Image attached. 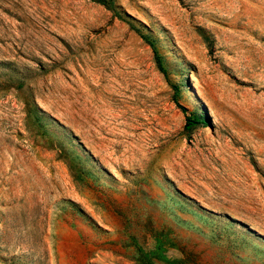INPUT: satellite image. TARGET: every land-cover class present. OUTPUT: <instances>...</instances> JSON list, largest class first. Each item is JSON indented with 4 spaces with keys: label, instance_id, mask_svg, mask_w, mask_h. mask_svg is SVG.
Wrapping results in <instances>:
<instances>
[{
    "label": "rangeland",
    "instance_id": "374dc122",
    "mask_svg": "<svg viewBox=\"0 0 264 264\" xmlns=\"http://www.w3.org/2000/svg\"><path fill=\"white\" fill-rule=\"evenodd\" d=\"M0 264H264V0H0Z\"/></svg>",
    "mask_w": 264,
    "mask_h": 264
},
{
    "label": "trees",
    "instance_id": "16d2710c",
    "mask_svg": "<svg viewBox=\"0 0 264 264\" xmlns=\"http://www.w3.org/2000/svg\"><path fill=\"white\" fill-rule=\"evenodd\" d=\"M93 1H95L99 4H102V5H106L109 9H113V0H93ZM148 43L152 47V49L156 55L153 44L151 42H148ZM159 67H160V64H159ZM181 111L183 113L186 112L184 108H181ZM205 123H206L205 119L201 115L196 114V115H193L191 117L186 118L185 127H186V129H191L192 127L197 126V125H205Z\"/></svg>",
    "mask_w": 264,
    "mask_h": 264
}]
</instances>
